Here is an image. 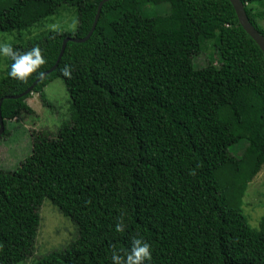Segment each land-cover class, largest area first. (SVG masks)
Masks as SVG:
<instances>
[{
    "label": "trees",
    "instance_id": "trees-1",
    "mask_svg": "<svg viewBox=\"0 0 264 264\" xmlns=\"http://www.w3.org/2000/svg\"><path fill=\"white\" fill-rule=\"evenodd\" d=\"M101 1L0 0V32H18L13 47L38 45L47 61L40 71L57 63L14 97L39 76L11 78L5 57L0 138L9 121L34 113L33 92L46 102L43 89L55 78L72 100L70 121L54 133L33 131L31 154L0 167V264H112L110 245L127 250L137 232L152 246L145 264H264V215L254 227L243 208L264 166L263 50L230 0H107L91 36L69 39L58 61L66 37L89 33ZM242 1L264 35V0ZM160 4L167 12L148 7ZM70 10V30L49 27ZM209 42L218 59L197 66ZM65 64L71 79L61 75ZM46 198L78 236L33 258Z\"/></svg>",
    "mask_w": 264,
    "mask_h": 264
},
{
    "label": "rangeland",
    "instance_id": "rangeland-1",
    "mask_svg": "<svg viewBox=\"0 0 264 264\" xmlns=\"http://www.w3.org/2000/svg\"><path fill=\"white\" fill-rule=\"evenodd\" d=\"M257 5L259 3H254L250 6L259 8ZM148 7L149 9L153 7L160 13L168 10L166 4ZM72 13L71 10L61 11L57 15L58 17L55 16L52 19L49 27L62 31L70 30L71 25L76 24L75 16ZM73 19L74 21L71 22ZM262 23L264 24V20H262ZM37 28L39 27H36L34 32L39 31ZM17 35V31L13 33L0 32V42H4L9 38L11 43L17 42ZM209 55L215 61L218 59L213 42H209L206 49L195 56L194 63L197 66L206 65L208 59H211ZM7 67L8 64L5 63V57L0 54V78L6 73ZM43 94L46 102L42 100L38 92H33L27 98V102L34 109V113H23L19 118L8 122L9 134L0 138V167L14 169L31 154V133L33 131L54 133L62 124L71 120L72 100L62 77H57L47 84L43 89ZM246 145L247 141H241L239 144L232 146L231 151L233 154L241 155ZM243 208L249 216L250 223L254 227H258L264 215V166L248 184L243 197ZM40 213L42 220L33 258H40L54 250L64 249L68 243L78 236L77 225L70 217L65 216L50 199L46 198L44 200ZM26 262H29V260L18 264H26Z\"/></svg>",
    "mask_w": 264,
    "mask_h": 264
},
{
    "label": "clouds",
    "instance_id": "clouds-1",
    "mask_svg": "<svg viewBox=\"0 0 264 264\" xmlns=\"http://www.w3.org/2000/svg\"><path fill=\"white\" fill-rule=\"evenodd\" d=\"M0 54L4 57L10 58L11 64L8 75L13 78L26 82L33 74L43 77L45 73L40 71L47 61L42 49L37 45L27 51H20L15 49L10 42V38L4 42H0ZM73 68L70 64H65L61 69V75L71 79ZM195 175V171L191 172ZM126 224L124 215L118 218L115 225V231L124 232ZM2 247V246H0ZM111 262L112 264H145L146 261L152 259V246L144 237L137 232L131 239V247L127 250L117 248L115 244L110 245Z\"/></svg>",
    "mask_w": 264,
    "mask_h": 264
},
{
    "label": "water",
    "instance_id": "water-1",
    "mask_svg": "<svg viewBox=\"0 0 264 264\" xmlns=\"http://www.w3.org/2000/svg\"><path fill=\"white\" fill-rule=\"evenodd\" d=\"M107 1V0H102L98 6V10L96 13V17H95V21L93 23V26L91 28V30L89 31V33L83 37V38H70V37H66L63 41V45H62V49L60 51V55L58 58V61L60 59V57L62 56V54L65 51L67 42L69 39H73L75 41H85L86 39L89 38V36H91V34L94 32L96 25L98 23V19L100 17L101 14V10H102V6L103 3ZM232 2V4L235 7V10L237 12L238 18L240 23L242 24V26L244 27V29L252 36V38H254L256 40V42L259 44V46L261 47V49L264 52V35L252 24V22L249 20L247 12H246V8H245V4L242 0H230ZM57 67V63L54 64V66H52L50 69H48L47 71H45V75L43 77H45L49 72H51L52 70H54ZM43 77H39L38 79H36V81L30 86L28 87L27 90H25L23 93L15 95L14 97H19L22 95H25L29 92L32 91V89L34 88V86L43 78ZM1 104H2V100L0 101V133H2L5 130V125H4V120H3V116H2V110H1Z\"/></svg>",
    "mask_w": 264,
    "mask_h": 264
}]
</instances>
